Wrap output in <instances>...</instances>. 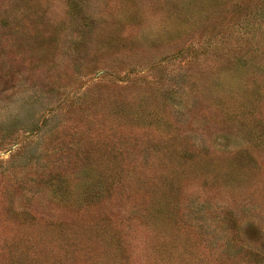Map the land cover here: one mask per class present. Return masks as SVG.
I'll return each mask as SVG.
<instances>
[{"label":"rangeland","instance_id":"1","mask_svg":"<svg viewBox=\"0 0 264 264\" xmlns=\"http://www.w3.org/2000/svg\"><path fill=\"white\" fill-rule=\"evenodd\" d=\"M0 264H264V0H0Z\"/></svg>","mask_w":264,"mask_h":264}]
</instances>
